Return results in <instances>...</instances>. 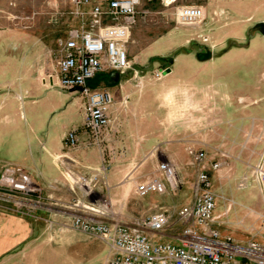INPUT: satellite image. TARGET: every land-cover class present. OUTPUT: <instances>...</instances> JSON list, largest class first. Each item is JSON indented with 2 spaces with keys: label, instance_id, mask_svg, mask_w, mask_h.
<instances>
[{
  "label": "rangeland",
  "instance_id": "rangeland-1",
  "mask_svg": "<svg viewBox=\"0 0 264 264\" xmlns=\"http://www.w3.org/2000/svg\"><path fill=\"white\" fill-rule=\"evenodd\" d=\"M205 1H209V9L202 5ZM189 5L203 8L202 23L177 22L176 10ZM72 9L70 0H0V32L27 36L40 43L41 48L32 53L42 59L47 70L55 72L67 30L74 24ZM261 20L264 0H142L129 40L134 48L129 54L133 63L121 74L128 86L121 95L119 119L128 125L116 131L114 139L107 142L101 136L98 142L112 163L104 161L105 172L111 171V185L104 183L90 194L79 184L72 188L67 185L65 199L53 200L56 205H48L47 200L21 208L8 204L9 208H3L7 215L37 214L51 221L33 226L31 235L7 250L0 264H103L109 257V247L97 237L71 227L74 214L91 212L85 207L90 202L96 204L105 219L132 226L160 208L167 209L175 219L179 208L194 198L200 168L187 153L189 144L185 143L190 140L203 141V145H197L207 150L202 166L221 163L211 175L216 195L215 227L223 236L230 235L242 244L252 238L262 241L264 191L254 176L253 166L264 148V58L247 65L236 52L220 58L231 48L248 45L256 33L264 35ZM165 36L172 40L176 37L182 47H171L170 40H163ZM260 49L255 46L251 52ZM163 53V57L156 56ZM189 53L197 60L192 71L189 65H174L180 55ZM140 57L143 60L137 59ZM158 70L165 72L160 79L155 77ZM176 72L183 74L184 79L178 80L173 74ZM103 78L99 74L90 84L95 86ZM80 114V109L74 112L78 123ZM159 114L167 119V140L175 141L172 144L147 143L148 135L157 132ZM148 120L153 128H148ZM221 121L226 127L224 134L215 136L212 143L203 139L208 132L214 133L210 124ZM165 160L177 166L181 187L138 195L137 185L159 175L158 165ZM2 161L34 167L33 160ZM45 164L50 165V160ZM52 167L55 170L53 164ZM72 172L71 176L67 174L70 182L79 174Z\"/></svg>",
  "mask_w": 264,
  "mask_h": 264
},
{
  "label": "built area",
  "instance_id": "built-area-1",
  "mask_svg": "<svg viewBox=\"0 0 264 264\" xmlns=\"http://www.w3.org/2000/svg\"><path fill=\"white\" fill-rule=\"evenodd\" d=\"M141 1L70 0L74 24L67 30L55 61L56 71L49 78L53 82L55 76L61 88L82 89L81 94L85 97L84 129L97 144L111 122L109 111L114 96L106 88L89 85V80L104 72L123 74L131 68L128 43L138 20ZM143 12L147 14V11ZM204 18L201 6L189 5L176 10L179 24L197 25ZM164 73V70H158L155 77L160 79ZM63 141L67 148L77 147L80 141L77 130H70ZM186 150L200 168L194 198L179 208L175 219L167 209L160 208L132 226L105 219L94 202L85 205L91 211L88 214L72 216L73 229L93 235L109 247L113 256L107 264H264V216L261 220L262 241L252 238L242 244L230 235L223 236L215 227L216 195L211 177L221 163L215 161L208 168L202 166L207 157L205 146L192 144ZM105 170L103 165L92 174H78L71 183L83 186L90 194L104 185ZM71 173L68 172L70 176ZM253 173L264 191V148L259 162L253 166ZM158 174L137 185L138 195L143 197L150 192L163 193L167 188L176 190L181 187L179 170L171 161H161ZM45 200L43 187L26 167L0 162L1 208H9L8 204L21 208ZM155 235L159 238L155 239Z\"/></svg>",
  "mask_w": 264,
  "mask_h": 264
},
{
  "label": "crops",
  "instance_id": "crops-1",
  "mask_svg": "<svg viewBox=\"0 0 264 264\" xmlns=\"http://www.w3.org/2000/svg\"><path fill=\"white\" fill-rule=\"evenodd\" d=\"M209 4V1L202 3L206 9H209ZM260 22L264 24V20ZM174 38L172 40L165 36L163 40H170L171 47L172 44L174 48L182 47V43L176 42L177 38ZM39 45L40 43L32 41L27 36L0 32V162H10L2 161L6 159L19 162L33 160L34 167L27 168V165V170L33 179L43 187L47 204L56 205L53 200L65 199L64 188L68 187L67 185L73 187L67 179L69 171L89 175L99 170L105 160L110 165L112 163L103 155L101 145L94 143L84 129L85 97L79 89L61 88L55 76L53 82L50 80L49 76L54 72L47 70L46 66L42 64V59L35 58V54L32 53V50L41 48ZM255 46H259L261 49L251 52ZM133 49V44L128 43L130 56ZM234 52L238 54L239 59L245 65L251 61L255 63L262 61L264 58V35L256 33L248 45L231 48L220 58L226 59ZM163 55L164 53L156 56L163 57ZM137 59L143 60V57ZM131 61L133 63L132 59ZM174 65H189L192 71L194 68L192 66H197V60L193 58L192 53L182 54L174 62ZM174 71L172 69V72ZM101 74L104 76L101 83L93 86L89 80V84L93 87L106 88L114 96V103L109 111L111 122L102 135L103 141L108 142L114 139L116 131H120L128 125L119 119L123 104L121 95L128 86V80L116 71ZM173 74L178 80L184 79L181 73ZM190 76H194V73H190ZM78 109L81 112V123H78L77 117L74 115ZM166 120L165 116L159 114L156 124L157 132L148 135V144L161 145L175 142L167 140V134L170 132L166 131ZM150 122L152 121L148 120L147 126L153 128L154 126L153 124L150 126ZM262 124L264 127V123ZM210 125H212L214 133L208 132L203 139H209L212 143L215 136L224 134L226 127L223 125V121L221 124L216 122ZM70 130H77L80 140L78 146L74 148H67L63 141ZM185 144L197 146L203 145V141L190 140ZM166 155L171 156L168 153ZM158 156L161 157L162 153H159ZM37 160L42 162L40 166L35 162ZM47 160H50V165L45 164ZM52 164L56 171L53 170ZM110 173L111 171L105 172V183L108 185H111ZM6 212L8 211L0 208V258L7 250L15 248L26 240L33 232V226L51 221L37 214L29 217L20 213L17 216L7 215ZM112 256L113 253L109 251V257L103 264H107Z\"/></svg>",
  "mask_w": 264,
  "mask_h": 264
},
{
  "label": "water",
  "instance_id": "water-1",
  "mask_svg": "<svg viewBox=\"0 0 264 264\" xmlns=\"http://www.w3.org/2000/svg\"><path fill=\"white\" fill-rule=\"evenodd\" d=\"M168 71H170V69ZM74 89H79L80 91L82 90L81 88H74Z\"/></svg>",
  "mask_w": 264,
  "mask_h": 264
},
{
  "label": "trees",
  "instance_id": "trees-1",
  "mask_svg": "<svg viewBox=\"0 0 264 264\" xmlns=\"http://www.w3.org/2000/svg\"><path fill=\"white\" fill-rule=\"evenodd\" d=\"M208 57H210V56H208Z\"/></svg>",
  "mask_w": 264,
  "mask_h": 264
}]
</instances>
